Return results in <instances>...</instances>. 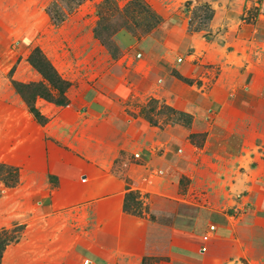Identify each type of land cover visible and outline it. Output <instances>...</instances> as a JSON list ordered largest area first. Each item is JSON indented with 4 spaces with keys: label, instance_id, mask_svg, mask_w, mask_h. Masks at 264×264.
I'll use <instances>...</instances> for the list:
<instances>
[{
    "label": "crops",
    "instance_id": "crops-1",
    "mask_svg": "<svg viewBox=\"0 0 264 264\" xmlns=\"http://www.w3.org/2000/svg\"><path fill=\"white\" fill-rule=\"evenodd\" d=\"M60 2L71 11L77 3L73 33L86 29L88 83L74 102L66 93L67 107L36 101L44 126L30 117L20 126L32 200L15 202L7 217L5 229L23 232L3 263L12 255L19 264H142L173 256L171 248L182 254L184 234L123 210L130 190L154 213L182 200L223 213L245 253L264 256V1L53 0L50 8ZM110 16L118 27L105 24ZM149 101L166 111L148 116ZM43 130L59 147L45 145ZM82 216L90 228L77 231ZM220 232L207 226L194 264L232 263L227 235L212 244Z\"/></svg>",
    "mask_w": 264,
    "mask_h": 264
},
{
    "label": "rangeland",
    "instance_id": "rangeland-1",
    "mask_svg": "<svg viewBox=\"0 0 264 264\" xmlns=\"http://www.w3.org/2000/svg\"><path fill=\"white\" fill-rule=\"evenodd\" d=\"M52 1L0 0V233L4 231L0 234V245L6 239L10 240L7 246L19 242L23 226L17 225L5 229L4 225L7 217H11L13 213L15 202L17 203L19 200L20 203H23L32 200L25 189L28 186L26 185V173L23 171L25 170L24 165L30 167L31 163L20 158L25 149L18 146L23 133L20 126L24 122L28 123L29 117L36 124L44 126L48 120L35 107L36 101L59 106L42 98L47 97L51 101L64 102L67 107L70 101L67 99L66 93L71 92L74 102L88 83L83 75L86 74L90 64L85 63L87 55L82 52V49L85 48L84 43H87V40H84L86 29L74 34L67 24L69 17L77 12V3L74 7L76 9L72 11L63 7L61 2L60 6L62 5V7L53 10L50 8ZM259 1L263 2L264 0ZM47 10L51 11L55 22L46 13ZM118 20L117 17L110 16L107 17L105 24L111 29L116 28ZM107 38L109 39V35ZM109 41L104 40L107 44ZM16 42L18 45H15ZM36 49H39L50 62L58 75L57 77L46 65L42 64ZM31 58L35 65L49 77L50 82L30 63ZM9 99L13 101L12 107L8 106ZM29 105H33L39 112L40 123L29 110ZM156 109L161 112L166 111L161 105L152 101L146 103L143 111L150 116ZM66 113V111H61L58 112V115L65 120ZM55 127L54 125L53 128ZM25 131L28 132V130ZM42 137L46 146H50L49 144L52 143L59 147V141H55L49 131L43 130ZM181 183L184 185L182 179ZM19 189L20 196L16 198ZM145 198L137 191L126 192L123 205L128 210L125 212L136 217L147 215L150 220H155L160 224H169L171 233H182L186 240L182 254H178L176 249L171 248L173 256L159 259L146 258L143 259L142 264H194V258L200 260L198 252L205 242L202 237L207 231V226L211 224L219 226V231H221L215 233L216 241L212 243L213 245L223 243L220 238L223 236L222 234L227 235L226 238H230L231 242L224 244L232 249L231 264H250L251 262L264 264V256L256 255L255 250L249 248L250 252L245 253L244 243L234 237V226L230 224L232 220L227 219L222 215L223 213L219 215L207 208L206 205L201 206L196 202L184 200L177 204H171L166 212L159 210L158 213H154L148 209V206L143 205L146 202ZM150 201L161 206V200L156 197H152ZM23 212L28 213L29 211ZM80 218V224L76 226L77 231L89 229L90 224L84 220L85 217ZM33 229H36V226H33ZM214 237L212 236L211 240H215ZM3 253L0 264H10L13 259H16L15 264H19L17 258L12 255L6 258L3 263ZM202 263L213 264L206 263L204 260Z\"/></svg>",
    "mask_w": 264,
    "mask_h": 264
},
{
    "label": "trees",
    "instance_id": "trees-1",
    "mask_svg": "<svg viewBox=\"0 0 264 264\" xmlns=\"http://www.w3.org/2000/svg\"><path fill=\"white\" fill-rule=\"evenodd\" d=\"M51 18H52V21L53 22H55L54 21V16L51 14V11L49 10H47V12H46ZM36 52H37V54L40 56V59H41V62H42V64H44V65H46L47 67H48V69L54 74V76H58L57 74H56V72L54 71V69L52 68V66H51V64H50V62L45 58V56L42 54V52L39 50V49H36ZM30 63L47 79V80H49V82H50V79H49V77L43 72V71H41V69H39V67H37L36 65H35V63H34V61H33V59L31 58L30 59ZM42 98H44L45 100H47V101H49V102H52V103H54V104H57V105H59V106H63L64 105V102H55V101H51L49 98H47V97H42ZM29 107V110L31 111V113L34 115V117L36 118V120H38V122L40 123L41 121H40V114H39V112L37 111V109L33 106V105H29L28 106ZM123 210H125V211H127L128 209H127V207L126 206H124L123 205ZM4 232V231H3ZM2 232V233H3ZM2 233H0V234H2ZM9 239H6V240H4L3 241V243L0 245V260H1V257H2V253L4 252V250H5V248H6V246L8 245V243H9Z\"/></svg>",
    "mask_w": 264,
    "mask_h": 264
},
{
    "label": "built area",
    "instance_id": "built-area-1",
    "mask_svg": "<svg viewBox=\"0 0 264 264\" xmlns=\"http://www.w3.org/2000/svg\"><path fill=\"white\" fill-rule=\"evenodd\" d=\"M15 45H18V42L15 43ZM213 226H210L209 229L213 230ZM203 240L206 241L207 240V235L203 236ZM201 250L204 252L205 251V247H201Z\"/></svg>",
    "mask_w": 264,
    "mask_h": 264
}]
</instances>
